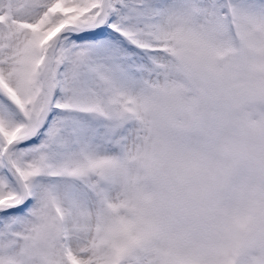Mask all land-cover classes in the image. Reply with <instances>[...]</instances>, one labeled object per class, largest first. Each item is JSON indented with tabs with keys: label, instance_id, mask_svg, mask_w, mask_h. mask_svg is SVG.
I'll return each instance as SVG.
<instances>
[{
	"label": "snow or ice",
	"instance_id": "6c2138e0",
	"mask_svg": "<svg viewBox=\"0 0 264 264\" xmlns=\"http://www.w3.org/2000/svg\"><path fill=\"white\" fill-rule=\"evenodd\" d=\"M262 74L264 0H0V264H161L146 94Z\"/></svg>",
	"mask_w": 264,
	"mask_h": 264
},
{
	"label": "clouds",
	"instance_id": "9594fccd",
	"mask_svg": "<svg viewBox=\"0 0 264 264\" xmlns=\"http://www.w3.org/2000/svg\"><path fill=\"white\" fill-rule=\"evenodd\" d=\"M259 79L186 83L178 97L146 94V160L122 214L158 234L161 264H264V74Z\"/></svg>",
	"mask_w": 264,
	"mask_h": 264
}]
</instances>
